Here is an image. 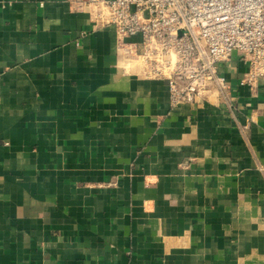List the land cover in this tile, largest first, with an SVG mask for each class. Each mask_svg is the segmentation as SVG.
<instances>
[{"label": "crops", "instance_id": "crops-1", "mask_svg": "<svg viewBox=\"0 0 264 264\" xmlns=\"http://www.w3.org/2000/svg\"><path fill=\"white\" fill-rule=\"evenodd\" d=\"M85 0H0V264H264V86L236 55L172 104Z\"/></svg>", "mask_w": 264, "mask_h": 264}, {"label": "built area", "instance_id": "built-area-1", "mask_svg": "<svg viewBox=\"0 0 264 264\" xmlns=\"http://www.w3.org/2000/svg\"><path fill=\"white\" fill-rule=\"evenodd\" d=\"M98 27H112L139 49L121 56L146 78L167 82L172 104L193 102L205 84L223 98L219 72L235 55L245 72L240 87L264 86V0H85Z\"/></svg>", "mask_w": 264, "mask_h": 264}]
</instances>
